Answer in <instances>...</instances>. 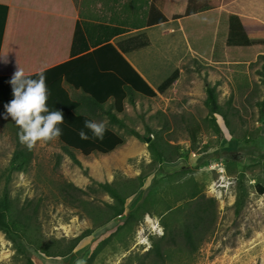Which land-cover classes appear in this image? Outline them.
Segmentation results:
<instances>
[{"label": "rangeland", "instance_id": "1", "mask_svg": "<svg viewBox=\"0 0 264 264\" xmlns=\"http://www.w3.org/2000/svg\"><path fill=\"white\" fill-rule=\"evenodd\" d=\"M253 54L202 64L189 57L163 60L172 62L165 72L175 68L173 73L159 77L165 82L155 97L125 101L119 114L125 128L110 125L105 116L96 120L118 133L123 145L104 155L73 151L79 164L55 140L38 144L26 169L8 176L16 146L28 149L0 105V200L6 192L12 212L29 216L23 242L38 254L19 248L0 231V264H264V125L259 115L264 51ZM140 63L154 68L160 60ZM207 85L215 88L223 113L213 116L214 123L204 104ZM152 139L173 162L159 167L151 159L147 144ZM139 176L142 186L125 200L123 215L104 223L113 200L93 182L128 192ZM239 186L244 203L235 214ZM138 203L145 213L136 211L127 219ZM87 230L68 255L45 257L44 250L53 255L66 250Z\"/></svg>", "mask_w": 264, "mask_h": 264}, {"label": "crops", "instance_id": "2", "mask_svg": "<svg viewBox=\"0 0 264 264\" xmlns=\"http://www.w3.org/2000/svg\"><path fill=\"white\" fill-rule=\"evenodd\" d=\"M105 44L158 95L159 77L175 69L165 72L172 62L163 60L202 64L263 52L264 0H0V76L19 68L34 74ZM144 58L160 63L143 66ZM62 86L71 97L81 94Z\"/></svg>", "mask_w": 264, "mask_h": 264}, {"label": "trees", "instance_id": "3", "mask_svg": "<svg viewBox=\"0 0 264 264\" xmlns=\"http://www.w3.org/2000/svg\"><path fill=\"white\" fill-rule=\"evenodd\" d=\"M105 50L112 52L114 57H104ZM40 72H43L46 78L47 107L49 111L59 110L64 116L63 123L57 125L61 130V135L57 140L61 143L62 149L67 156L77 164H79V162L76 160L73 151L79 152L85 156L91 153L104 155L112 152L124 143V139L118 133L107 127L102 140L95 138L92 132L84 127L85 121H94L105 116L110 125L125 128L126 125L119 117V114L124 111L125 101L132 104L133 96L135 94L147 98H153L156 96L141 76H139L137 72L119 55L111 44H105L91 53L84 54L81 57L37 73ZM37 73L26 76L31 79H38L39 77ZM260 75L263 96L259 103V115L262 117V123L264 125V71L261 72ZM12 76L13 75L0 76V105L3 107L14 98L12 95V87L9 83ZM169 83L170 82H166V84ZM63 84L71 86L74 90H80V96L71 97L63 88ZM205 95L204 104L208 108L209 113L211 114L210 117L214 123V115L223 117V113L217 103L215 88L207 85L205 88ZM108 100H111V103L106 105ZM9 118L11 125L16 130L20 131L12 118L10 116ZM214 126L216 131H218L217 125L215 124ZM81 130L87 133L89 137L87 140L80 138L79 132ZM130 133L138 139L141 138L134 131H130ZM157 139H152L147 144V149L151 159L160 167L163 163H171L174 160L165 154ZM30 159L31 152L26 149L24 150L17 145L7 167V175L9 176L13 172L24 171L28 166ZM136 180L137 182H131L133 184L129 187L130 191L128 192H125L107 182H93L113 200V204L107 205V208L110 211V216L104 221V223H108L116 217L123 215L125 212V200L142 186L143 177L139 176ZM65 187L81 193L80 190H77V188L70 184H66ZM262 189V187H259L260 192H262ZM243 203L244 190L239 186L234 202L235 214L240 212ZM142 208V203H138L127 213L126 218H135L139 211H141V214L143 215L145 211ZM19 217L23 219V221ZM28 220L29 216L24 215L21 217L20 214L12 212L8 196L6 192H4V195L0 200V231H2L7 238L19 248L24 246L28 252L37 256L38 254H35L36 252L26 246L23 242ZM89 232L90 231L87 230L80 236L73 238L70 240V246H68L66 250L55 253L54 255L44 250L45 257H63L68 255L79 240ZM184 234L188 239L190 238L189 229H186ZM155 254L158 257H161L158 249L155 250ZM27 262L29 264L32 263L30 260H27ZM42 262L44 264H61L60 262L53 260H42Z\"/></svg>", "mask_w": 264, "mask_h": 264}, {"label": "clouds", "instance_id": "4", "mask_svg": "<svg viewBox=\"0 0 264 264\" xmlns=\"http://www.w3.org/2000/svg\"><path fill=\"white\" fill-rule=\"evenodd\" d=\"M38 79H31L20 68L14 73L9 83L13 99L4 105L5 119L10 116L19 128V142L29 151H34L38 144H47L57 140L61 130L57 125L63 123L64 116L59 110L49 111L47 107L46 78L43 72L37 73ZM84 127L93 136L102 140L106 124L96 121H85ZM83 140L89 137L83 130L79 132ZM78 264H84L78 261Z\"/></svg>", "mask_w": 264, "mask_h": 264}, {"label": "water", "instance_id": "5", "mask_svg": "<svg viewBox=\"0 0 264 264\" xmlns=\"http://www.w3.org/2000/svg\"><path fill=\"white\" fill-rule=\"evenodd\" d=\"M147 141H149V139H147Z\"/></svg>", "mask_w": 264, "mask_h": 264}]
</instances>
